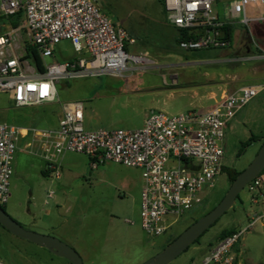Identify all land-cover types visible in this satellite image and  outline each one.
<instances>
[{
  "label": "rangeland",
  "instance_id": "obj_1",
  "mask_svg": "<svg viewBox=\"0 0 264 264\" xmlns=\"http://www.w3.org/2000/svg\"><path fill=\"white\" fill-rule=\"evenodd\" d=\"M231 1L215 0L214 12L224 9ZM100 7L111 21L136 38L137 44L129 47L128 52L146 53L156 63V67L147 71L132 73L129 70L124 75L147 76L156 87L139 92L141 78L137 80L134 94L119 98L117 91L124 88L125 82L110 83L107 75L60 80L57 85L60 100H81L86 109V124L92 125L94 130L139 129L150 109L168 114L200 110L208 106V102L203 101L207 97L219 101L225 94L241 87L264 83L260 79L264 76V61H236L239 56H244L248 42L237 52L229 48L187 52L175 47L168 28L163 25L166 14L158 0H101ZM248 12L258 16L264 13V6H249ZM249 27L252 28L253 23ZM21 34L26 47L28 41L24 27ZM78 56L80 54L72 43L63 40L54 48V55L46 60L63 63ZM130 97L133 101L125 103L124 99ZM5 98L6 95L0 92V107ZM4 122L29 125L24 110L19 109L0 111V123ZM253 136L257 139L240 154L242 144ZM263 138L264 89L228 127L224 166L244 171L260 151ZM31 159L29 155H23L18 166L14 160L10 199L2 206L28 230L32 228L36 230L34 232L45 234L53 226L52 235H45L56 237L74 248L84 264L145 263L164 250L171 238L180 236L194 220L213 210L231 186L227 176L221 174L214 186L203 193L199 205L181 218L167 217L168 222L177 221L167 233L152 236L142 228L141 170L113 162L93 168L87 156L72 153L69 154L72 166L61 169L62 177L56 180L44 178L38 168L30 164ZM261 178L264 179V174ZM32 188L34 195L30 194ZM52 189L54 198L46 204V194ZM30 214L37 217L32 226L26 223ZM44 218L49 219V225ZM256 218V223L239 241L234 256L237 264H264V202L254 204L247 188L241 192L233 208L171 264L200 263L218 243L224 230L247 228ZM0 264L71 263L14 236L0 224Z\"/></svg>",
  "mask_w": 264,
  "mask_h": 264
},
{
  "label": "built area",
  "instance_id": "obj_2",
  "mask_svg": "<svg viewBox=\"0 0 264 264\" xmlns=\"http://www.w3.org/2000/svg\"><path fill=\"white\" fill-rule=\"evenodd\" d=\"M167 21L176 28L189 30L196 38L182 40L183 51L228 49L226 24L249 27L264 21L248 12L249 6H264V0H235L229 19L214 12L215 0H164ZM101 0H0V15L13 17L24 13L28 42L37 46L43 59L54 55L63 40L70 41L80 54L74 61L47 64L44 74L31 72L28 60L12 56L13 33L0 35V92L12 96L18 108L58 102L63 115L57 129L20 127L0 123V205L8 203L13 162L21 138L31 135L27 148L47 162V171L59 179L61 158L78 153L98 168L106 162L142 171L141 219L143 230L161 236L202 201L222 173L225 140L230 122L264 89V85L245 86L221 97L207 111L189 110L177 115L152 110L142 128L135 130H87L85 110L80 101L59 99L60 80H77L110 75L123 77L126 71H147L156 67L146 53L132 54L137 44L126 29L102 12ZM253 50L238 62L264 61V47L252 40ZM131 66V67H130ZM36 148V150H35ZM254 204L264 202V179L257 177L246 187ZM52 189L46 204L54 198ZM240 229L218 242L198 264H234V248L244 233L256 223Z\"/></svg>",
  "mask_w": 264,
  "mask_h": 264
},
{
  "label": "crops",
  "instance_id": "obj_3",
  "mask_svg": "<svg viewBox=\"0 0 264 264\" xmlns=\"http://www.w3.org/2000/svg\"><path fill=\"white\" fill-rule=\"evenodd\" d=\"M233 1H235V0H233ZM233 1L226 4L224 9H222L220 11H218V10L215 11V14L219 17V19L224 20V21L229 19L230 5ZM260 6H263V5H259L258 7H260ZM253 15H255V14H253ZM262 15H264V13H261L257 17H261ZM257 22H259V21L253 22V24H255ZM163 25H164V27H166V29L168 28L172 39H175L177 36V31L174 28V26L171 25L167 21V18L165 19V22L163 23ZM235 25L236 26L234 29V36H233V40H232V43H231V46L229 49L232 52H237L243 47L244 44H246L248 42L249 45L247 47H245V51H244V55H246L250 51L253 50L251 43H252L253 39L255 40V35L253 34L251 27H246V26L241 25V24H235ZM22 27H24V26H21L17 29L12 28V26L10 25V23L7 19H3L0 22V34H2V35L7 34V33H13L14 34L15 42H14L13 47H11V49H10V54L12 56L21 57L25 53V44L24 43L26 41L24 40V36L21 34V28ZM26 37H27V41H28L27 33H26ZM69 61H71V60H69ZM45 63L51 64L46 59H45ZM29 65L31 66V72H33L35 74H40L39 72L36 71V69L33 65H31L30 63H29ZM107 76L110 78L109 79L110 83L125 82L124 88H121L117 91L119 93L118 94L119 98H121L122 96H128V95L134 94L136 92L135 87L138 85L137 80L141 79V78H142L143 82H141V84H140L141 87L139 88V92H141V91L147 92V91L151 90L153 87H156V84L150 83L147 76H142V77L137 76V75H131V76L130 75H126V76L124 75L123 77H116V76H110V75H107ZM260 79L264 80V76H263V78H260ZM260 85H264V83H262V84L258 83L257 85H252V86H260ZM101 91H102V89H100L99 92H101ZM3 94L6 95V98L4 99L5 101H4L3 105L0 107V111L7 112L10 110H15V109L24 110V114L26 116V119L28 120L29 125L28 126L20 125V127H36V128H40V129H57L59 127L63 112H62L61 106L58 102L47 103V104H44L41 106H31V107L18 108L15 106L14 100L10 94H8V93H3ZM65 101H80V102H82L81 100H78V99H66L62 102H65ZM128 101H133V99L131 97L124 99L125 103H128ZM203 101L208 102V106H206V108H202V109L199 108L200 110H197V111L207 112V111L213 109L216 106V103L218 102V100L214 101V99H212V97H207ZM57 104L59 105L58 108L55 107V105H57ZM84 110H85V116H86L85 107H84ZM152 110H156V109H150V112ZM150 112H149V114H150ZM180 113H183V112H180ZM180 113H177V114H180ZM149 114L144 119L143 124L145 123V120L147 119ZM177 114H171V115H177ZM233 120L230 122L229 126H231V124L233 123ZM4 123H6V122H4ZM6 124H11V123H6ZM11 125H15V124H11ZM17 126H19V125H17ZM91 126L92 125H90V124H89V126L86 124V118H85V128L87 130L92 131L94 129H92ZM30 140H31V135L20 139V141L18 143V149H17V152L15 154V163L17 162V166H18L19 162H22L21 159H22L23 155H29L30 158H32L30 160V164H32L33 166L35 165L38 168V171L42 174V176L44 178L50 177V178L55 179L46 169L47 162L40 155H38L36 153H31L28 150L27 144L30 142ZM35 150H36V148H35ZM69 154H72V153H65L61 158V169L62 170L70 169V166H72L69 162ZM61 177H62V175H61ZM59 179H56V180H59ZM45 182L46 181L44 180L43 183H45ZM143 184H144V181H143ZM34 192H35V190L33 188L30 189L31 195H34ZM48 192H47V194H48ZM47 194H46V199H47ZM36 218L37 217L35 215L30 214L29 219L26 220L27 225L28 226L35 225ZM44 220H45L44 222L46 223V225H49L48 224L49 219L44 218ZM29 229L33 230L32 228H29ZM53 229H54L53 226L49 227V230H46L45 234L52 235L51 233H52ZM33 231H36V230H33Z\"/></svg>",
  "mask_w": 264,
  "mask_h": 264
},
{
  "label": "water",
  "instance_id": "obj_4",
  "mask_svg": "<svg viewBox=\"0 0 264 264\" xmlns=\"http://www.w3.org/2000/svg\"><path fill=\"white\" fill-rule=\"evenodd\" d=\"M264 171V144L253 162L236 177L220 203L209 213L190 225L180 236L168 244L164 250L143 264H171L212 225H214L236 203L238 196L254 179ZM0 224L14 236L45 248L53 254L67 259L71 264H84L79 253L60 239L40 234L23 227L0 205Z\"/></svg>",
  "mask_w": 264,
  "mask_h": 264
},
{
  "label": "trees",
  "instance_id": "obj_5",
  "mask_svg": "<svg viewBox=\"0 0 264 264\" xmlns=\"http://www.w3.org/2000/svg\"><path fill=\"white\" fill-rule=\"evenodd\" d=\"M160 4L163 5L164 7V13L166 14L167 17V12H166V8H165V1L164 0H158ZM103 12V11H102ZM104 13V12H103ZM3 19H7L10 23V25L12 26V28L17 29L19 27H21L22 22L24 21V13L20 12L18 13L16 16L13 17H4V16H0V22ZM235 24H226L223 28V32L225 34V36L231 41L233 40V36H234V29H235ZM177 31V36L173 41V44L175 45V47H179V44L182 40H187V39H191V38H196L193 33L189 30H183V29H179L174 27ZM252 31L253 34L255 35V40L258 41V43L264 47V22L263 21H259L255 24H253L252 27ZM2 35V34H0ZM180 48V47H179ZM206 51H210V50H206ZM197 52V51H196ZM24 60H28L29 63L31 65H33L36 69L37 72L44 74L47 71V64L45 63V59L42 58L40 51L38 50L37 46L30 44L29 42L27 43L26 47H25V54L23 56ZM77 58H73L71 59V61L76 60ZM257 139L256 136L251 137L247 142H244L242 145V150L240 152V154H242L247 146H250L253 141H255ZM263 144H264V138H263ZM239 154V155H240ZM227 176L230 185L233 183V181L236 179V177L240 174V171H238L235 168H231L228 166H223L222 168V173ZM264 174V171L259 175V177H262V175ZM239 197V196H238ZM3 207V206H2ZM3 209L6 211V209L3 207ZM196 220H194L195 222ZM236 232L235 229L233 230H224L218 237V242L222 241L223 239H225L226 237H228L229 235H231L232 233ZM177 237L175 238H171L168 242V244H170L172 241H174ZM238 245L234 248V251L237 249ZM238 260L237 258H235L234 264H237Z\"/></svg>",
  "mask_w": 264,
  "mask_h": 264
}]
</instances>
